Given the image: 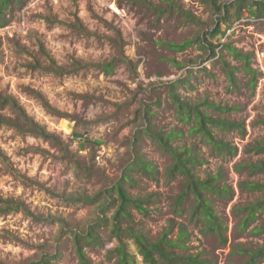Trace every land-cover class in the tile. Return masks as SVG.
I'll use <instances>...</instances> for the list:
<instances>
[{"label":"rangeland","instance_id":"rangeland-1","mask_svg":"<svg viewBox=\"0 0 264 264\" xmlns=\"http://www.w3.org/2000/svg\"><path fill=\"white\" fill-rule=\"evenodd\" d=\"M236 1L11 3L0 22V93L13 97L58 142L11 127L0 128V199L21 202L41 217L35 221L21 211L0 212V264H43L46 259L51 264H78L71 233H82L95 223L100 210L95 204L72 199L92 197L112 187L137 156L157 171L150 178L135 173L136 186H128L134 196L154 195L147 215L133 213L134 227L149 239H158L169 226L174 227L170 238H175L177 226L183 224L190 234L187 251L210 264L241 263L245 256L232 253L236 246L255 249L264 244V233L255 236L241 231L233 211L236 205L263 197L262 193L241 191V181H264V175L250 178L234 170L236 163L264 161V155L246 151L264 140V13L259 14L254 0H246L248 6L236 18ZM227 5L225 16L223 6ZM218 27L220 33L206 35ZM197 37L206 38V46L194 44L183 51L166 46ZM226 45L249 54L254 78L223 47ZM112 60L116 62L109 74L95 66ZM50 61L71 72L61 76L49 71ZM227 69H233L232 81ZM171 85L181 102L244 126V135L214 130L219 140L237 149L235 154L214 151L190 132L194 118L190 124L180 119L170 97ZM37 95L62 114L46 110ZM210 105L229 110H214L207 107ZM148 110L150 114L145 113ZM0 115L16 122L8 110ZM148 124L165 135L173 133L170 144L174 148L191 150L196 161L192 171L197 177L219 174V181L232 189V198H211L225 227V245L215 234L205 232L204 225L189 221L190 199L181 207L182 218L174 214L182 178L168 177L169 156L141 133ZM107 207L110 218L114 207ZM3 208L0 203V210ZM258 216L260 226L264 212ZM96 234L86 248L87 256L94 264H113L111 251L116 241L110 225L98 228ZM131 254L136 264H143L132 246Z\"/></svg>","mask_w":264,"mask_h":264},{"label":"trees","instance_id":"trees-1","mask_svg":"<svg viewBox=\"0 0 264 264\" xmlns=\"http://www.w3.org/2000/svg\"><path fill=\"white\" fill-rule=\"evenodd\" d=\"M12 2H19V0H0V22L4 18L3 12L7 10ZM253 6L257 7L259 14L264 13V2L261 0H254ZM236 18H240L242 11L248 5L246 0H237L235 2ZM230 5L223 6V13L225 16L229 13ZM219 10V7H215ZM189 20L193 18L186 13ZM58 24H63L60 21L52 19ZM49 23H52L47 19ZM226 23V20H222ZM3 25V23H0ZM78 25V21L76 27ZM80 26V25H79ZM220 33L219 27L211 34H206L214 37ZM197 37L195 40H186L181 44H166V46L174 51H183L191 45L206 46L204 41ZM212 49V55H214L211 43L208 46ZM227 49L229 54L236 60L243 62L244 70L251 73L254 78L255 72L250 69L249 54H244L234 47L223 46ZM203 48V47H202ZM46 56V54L44 53ZM116 60L109 61L102 65H95L103 70L105 73H111ZM127 63V61H124ZM51 67L49 71L57 75H66L71 71L64 70L58 67L53 61H50ZM77 69L81 68L76 66ZM233 69H227V73L231 78V72ZM254 79L251 83L253 84ZM232 81V79H231ZM174 86H170V97L173 103L177 107V112L180 119L186 124H190V120L194 118L193 125L190 127V132L197 134L205 141L212 150L219 153L235 154L237 149L219 140L214 130L219 131H238L241 135L246 133L242 124L227 121L222 118H214L208 113L202 112L198 106H191L181 102L179 95L174 92ZM38 100L42 103L43 107L57 115H61L52 109V107L44 101L39 95ZM214 110L228 111V108H222L217 105L207 106ZM8 110L10 111L16 122L0 115V128L11 127L20 132H29L43 140L58 142V139L44 127L37 124L31 117L27 115L25 110L17 103V101L9 96L0 93V112ZM145 113H151L150 110ZM141 133L147 135L150 139L157 143L163 153L167 154L171 161V166L167 170V175L170 178L181 177L183 188L180 194L175 199L173 209L174 214L182 218L184 216L181 209L182 205L190 199L192 201V207L188 215L190 222H194L195 225L199 223L204 225V231L213 233L217 236L221 245H225L226 239L224 237L225 227L222 224V220L219 218L215 208L212 204L211 198H232L233 191L230 187L219 181V174L208 177L206 179H200L193 173V165L196 162L193 153L186 147L174 148L170 144V140L173 133L165 135L161 131H156L148 124V127ZM246 151L253 153L256 156L264 155V140L253 143ZM234 170L240 174L253 178L254 176L264 175V161H247L240 162L234 165ZM139 173L145 178H150L157 173L153 165L144 160L141 157H136L133 162L129 163L121 177L114 185L104 191L97 193L92 197H83L79 199H72L73 202H80L88 205H97L99 207V213L95 223L88 226L82 233H71L72 242L75 249V254L78 260V264H94L87 256L86 248L90 247L93 241L97 238L96 230L100 227L110 225L111 235L116 241V245L111 253L114 255L113 264H136L134 255L131 254V246L135 249L137 255L141 258L143 264H210L205 259H200L198 254H191L187 251V241L189 239V233L187 227L183 224L177 226V235L175 238H170L173 226H169L165 232L156 240L149 239L142 231L136 229L133 225V213L137 212L140 215H147V206L153 202L152 196L138 197L131 194L128 186L133 188L136 186V179L134 174ZM241 191L247 193H262L261 199H256L252 203H246L245 205H236L233 209L234 215L239 218V227L242 232L249 231L251 235H260L264 233V222L258 226L259 216L264 212V181L255 180H243L239 184ZM4 208L0 212L9 211H21L28 218L33 220H41V217L35 216L23 203L14 200H1ZM114 207V211L110 218H107L106 214L108 207ZM232 253L245 256V260L238 264H263L264 263V244L258 246L255 249L243 248L240 245L236 246ZM43 264H51L49 259L43 261Z\"/></svg>","mask_w":264,"mask_h":264}]
</instances>
